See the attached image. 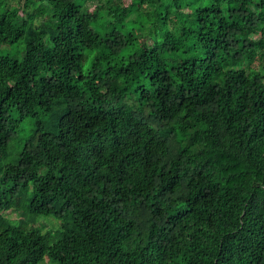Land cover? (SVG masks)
Here are the masks:
<instances>
[{
	"label": "trees",
	"instance_id": "obj_1",
	"mask_svg": "<svg viewBox=\"0 0 264 264\" xmlns=\"http://www.w3.org/2000/svg\"><path fill=\"white\" fill-rule=\"evenodd\" d=\"M46 257L264 264V0H0V264Z\"/></svg>",
	"mask_w": 264,
	"mask_h": 264
},
{
	"label": "rangeland",
	"instance_id": "obj_2",
	"mask_svg": "<svg viewBox=\"0 0 264 264\" xmlns=\"http://www.w3.org/2000/svg\"><path fill=\"white\" fill-rule=\"evenodd\" d=\"M257 67V65H255ZM13 217L16 218V215ZM58 225V221L54 217H41L38 220L37 226L42 227L44 232L55 230ZM40 264H57L56 262L50 261L48 257H46Z\"/></svg>",
	"mask_w": 264,
	"mask_h": 264
}]
</instances>
